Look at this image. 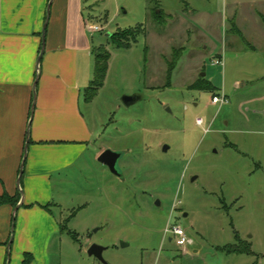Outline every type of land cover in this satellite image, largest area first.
<instances>
[{
  "label": "rangeland",
  "instance_id": "374dc122",
  "mask_svg": "<svg viewBox=\"0 0 264 264\" xmlns=\"http://www.w3.org/2000/svg\"><path fill=\"white\" fill-rule=\"evenodd\" d=\"M234 1L85 0L88 24L103 28L89 30L93 50L110 59L83 110L96 146L123 153V178L90 160L58 175L57 211L86 248L71 264H264V40L251 0L238 11L242 34L232 30ZM129 29L140 32L118 47L110 35ZM199 76L215 90L192 87ZM126 95L140 99L127 106ZM173 224L185 248L166 231ZM92 244L105 247L103 260Z\"/></svg>",
  "mask_w": 264,
  "mask_h": 264
},
{
  "label": "crops",
  "instance_id": "0c3cea01",
  "mask_svg": "<svg viewBox=\"0 0 264 264\" xmlns=\"http://www.w3.org/2000/svg\"><path fill=\"white\" fill-rule=\"evenodd\" d=\"M50 1L0 0V196L19 195L16 205H0V264H23L27 253L29 264L84 261L86 248L63 229L55 186L60 173L99 162L106 150L96 146L98 131L83 110L93 54L85 0H52L47 20ZM251 3L264 40V0ZM245 5L231 6L238 35Z\"/></svg>",
  "mask_w": 264,
  "mask_h": 264
},
{
  "label": "trees",
  "instance_id": "16d2710c",
  "mask_svg": "<svg viewBox=\"0 0 264 264\" xmlns=\"http://www.w3.org/2000/svg\"><path fill=\"white\" fill-rule=\"evenodd\" d=\"M157 13V12H156ZM163 17L162 13H157L156 15V20L160 21ZM140 29H129V30H124V31H119L117 33L111 34L110 37L114 38V40L116 41V45L118 47H128L130 44L129 42L132 39H135L136 35ZM178 50H175V59L174 61H172L170 63V70L172 71V69L175 66L176 60L178 59ZM93 54L95 56V76L94 79L90 82V84L88 85V87L86 88V100L87 101H91L96 94L98 93V91L100 90V88L104 85V81H105V77L107 74V70H108V65H109V59H110V53L104 48V47H100V48H95L93 50ZM192 87H195L199 90H207V91H214L215 87L214 85L209 82L208 80H206L205 78H199L197 81H195L192 85ZM217 95V94H215ZM19 202V195H13L11 196L9 193L5 192L0 196V205L1 204H7L10 203L12 205H16ZM67 229V225H63V229ZM69 233L71 234V236L77 240V233L73 232V231H69ZM226 250L228 252H248V248L246 247H242V248H236V247H232L229 246L226 248ZM31 261V257L30 255L27 253L25 255V259L23 261V264H29Z\"/></svg>",
  "mask_w": 264,
  "mask_h": 264
},
{
  "label": "water",
  "instance_id": "95a60500",
  "mask_svg": "<svg viewBox=\"0 0 264 264\" xmlns=\"http://www.w3.org/2000/svg\"><path fill=\"white\" fill-rule=\"evenodd\" d=\"M51 4H52V0L50 1V4L48 6L47 20L49 19V16H50ZM46 25H47V23H46ZM46 25H45V28H46ZM45 28L43 31V43H45ZM42 52H43V50H42ZM41 55H42V53H41ZM41 55L38 59V62H40ZM139 99H140L139 95H126V96H124L123 101L127 106H129V105L137 102ZM167 149H168V146H165L164 150L166 151ZM122 154H123L122 152L114 151L112 149H106L100 154V156L98 157V160L102 164L106 165L114 175L123 178V173L117 169V164H118L119 159L122 157ZM22 175H23V168L21 169V172H20L19 183H20V180L22 178ZM123 245L125 246V245H127V243H123ZM104 250H105V247H103L101 245H97V244H92L88 249V253H89V255H94L97 258H99L100 260H103V251Z\"/></svg>",
  "mask_w": 264,
  "mask_h": 264
},
{
  "label": "built area",
  "instance_id": "2783aa9c",
  "mask_svg": "<svg viewBox=\"0 0 264 264\" xmlns=\"http://www.w3.org/2000/svg\"><path fill=\"white\" fill-rule=\"evenodd\" d=\"M90 30L92 32L102 31L103 28L98 25H93L90 26ZM215 64H223V60L220 58L216 59ZM212 101L215 104L224 103L226 101V97L225 95H214ZM196 122L197 124L202 125L204 123V120L202 118H197ZM166 231L172 234V239L176 242L178 246L182 248H185L187 244L191 243L190 238L187 236L185 229L181 225L173 224Z\"/></svg>",
  "mask_w": 264,
  "mask_h": 264
}]
</instances>
